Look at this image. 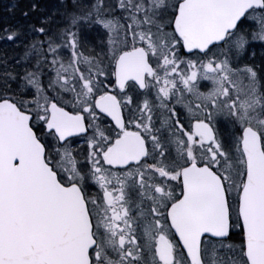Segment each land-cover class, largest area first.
Masks as SVG:
<instances>
[{
	"label": "snow or ice",
	"instance_id": "1",
	"mask_svg": "<svg viewBox=\"0 0 264 264\" xmlns=\"http://www.w3.org/2000/svg\"><path fill=\"white\" fill-rule=\"evenodd\" d=\"M22 15L0 27V264H264V0Z\"/></svg>",
	"mask_w": 264,
	"mask_h": 264
},
{
	"label": "rangeland",
	"instance_id": "2",
	"mask_svg": "<svg viewBox=\"0 0 264 264\" xmlns=\"http://www.w3.org/2000/svg\"><path fill=\"white\" fill-rule=\"evenodd\" d=\"M13 3L16 5L14 8L11 7ZM28 4L29 0H0V27H3L5 24L26 23L28 18L22 15V11ZM3 46L4 42L0 41V47Z\"/></svg>",
	"mask_w": 264,
	"mask_h": 264
},
{
	"label": "bare ground",
	"instance_id": "3",
	"mask_svg": "<svg viewBox=\"0 0 264 264\" xmlns=\"http://www.w3.org/2000/svg\"><path fill=\"white\" fill-rule=\"evenodd\" d=\"M22 2H25V1H22Z\"/></svg>",
	"mask_w": 264,
	"mask_h": 264
}]
</instances>
